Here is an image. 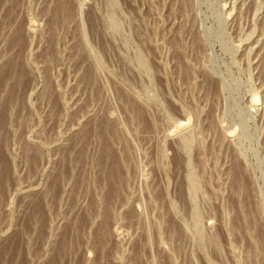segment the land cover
I'll return each instance as SVG.
<instances>
[{
  "label": "rangeland",
  "instance_id": "1",
  "mask_svg": "<svg viewBox=\"0 0 264 264\" xmlns=\"http://www.w3.org/2000/svg\"><path fill=\"white\" fill-rule=\"evenodd\" d=\"M0 264H264V0H0Z\"/></svg>",
  "mask_w": 264,
  "mask_h": 264
},
{
  "label": "bare ground",
  "instance_id": "2",
  "mask_svg": "<svg viewBox=\"0 0 264 264\" xmlns=\"http://www.w3.org/2000/svg\"><path fill=\"white\" fill-rule=\"evenodd\" d=\"M181 123V122H180ZM185 123H182L179 127L183 126Z\"/></svg>",
  "mask_w": 264,
  "mask_h": 264
}]
</instances>
